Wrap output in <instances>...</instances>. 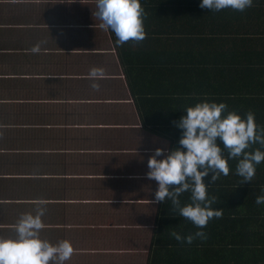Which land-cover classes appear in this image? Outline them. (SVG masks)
Here are the masks:
<instances>
[{"label":"crops","instance_id":"crops-1","mask_svg":"<svg viewBox=\"0 0 264 264\" xmlns=\"http://www.w3.org/2000/svg\"><path fill=\"white\" fill-rule=\"evenodd\" d=\"M166 1L141 0L147 37L117 45L97 0H0V237L15 238L21 216L44 207L40 237L74 246L64 264H264L263 245H239L264 236V211L248 207L264 162L251 181L237 174L239 158L219 183L204 177L211 197L236 192L239 212L215 199L223 215L191 244L171 233L197 227L156 201L158 182L147 176L157 147H182L177 121L189 106L226 102L264 127V17L251 13L262 5L211 11L202 0ZM92 67L105 69L99 90ZM252 184L254 202L243 194Z\"/></svg>","mask_w":264,"mask_h":264},{"label":"clouds","instance_id":"clouds-1","mask_svg":"<svg viewBox=\"0 0 264 264\" xmlns=\"http://www.w3.org/2000/svg\"><path fill=\"white\" fill-rule=\"evenodd\" d=\"M254 0H202L201 7L211 11L233 9L244 11L253 5ZM95 15L103 21L101 27L110 29L116 37V44L123 45L129 40L142 41L147 37L145 28L146 12L141 0H97ZM40 44L31 51L39 53ZM91 87L99 90V79L105 75L103 67H92L89 72ZM183 130L179 140L182 147L167 150L157 147L148 159L147 176L158 182L155 199L170 201L179 214L189 219L196 227L195 233L187 236L172 232L181 242L191 244L195 239H207L204 228L209 221L223 215L222 208L213 207L215 197L209 196L204 177L213 173L212 181L220 174L230 173L229 159H238L236 172L251 181L256 167L264 162V150L256 148L246 151L259 142L264 146V127L257 125L255 115L246 116L229 111L226 102L203 101L185 110V115L177 121ZM186 149V150H185ZM227 150L228 156H225ZM162 157V158H161ZM191 192L190 203L182 204L181 196ZM257 205H264V194L256 198ZM46 208L40 207L36 214L26 213L15 226V238L0 237V264H64L75 249L69 240L53 244L40 237L44 227L42 217Z\"/></svg>","mask_w":264,"mask_h":264},{"label":"trees","instance_id":"trees-1","mask_svg":"<svg viewBox=\"0 0 264 264\" xmlns=\"http://www.w3.org/2000/svg\"><path fill=\"white\" fill-rule=\"evenodd\" d=\"M164 1H165L164 6H166L168 4V2L166 0H164ZM182 1L183 0H175L174 3L177 4L179 7L185 6V1H183V2ZM258 2H260V4L262 6L264 5V0H260ZM262 6H260V8H253L251 10V13L252 14H259V16H261L263 18L264 17V7H262ZM180 15H181L182 18H186L184 12H180ZM225 15H227V14H225ZM182 31H184L185 33H189L187 30H180L179 32H182ZM251 33H252V30H250V29L248 30V32H246V34H251ZM262 176L263 177L261 179H263V180H260L259 181L260 184H257L258 191H259L260 195L264 194V174H262ZM217 183H219V181H217V180H215L214 182L212 181V184H217ZM222 184H237V183H236V181H225V183H222ZM253 185L254 184L248 186V189L243 192V194L248 195V198L251 199V202H254L253 199H252V191H254L255 185H254V188H253ZM237 195L238 194L236 192H233V191H230V190H226V189H224V191L212 190V196H215L216 200H218V199L219 200H228V202H230V204L225 206L226 212H230V213L239 212L238 210L233 208L234 207L233 202L236 201L235 197H237ZM242 198H244V196H242ZM240 205L246 207V205L243 204L242 202H241ZM250 206H252L253 209H259V211H262V210L264 211V205H257L256 203H252V204L249 203L248 207H250ZM244 238H245L244 240L243 239L239 240V241H242V242H240L241 244H239V245L245 246L244 249L248 248L247 251H250L251 253H254V251H255V248L253 249L251 247L258 246L259 244L264 246V236H262V235L260 237V241H259V236H249V237L245 236ZM234 241L229 239L228 243L229 244H231V243L233 244ZM249 246H251V247H249ZM239 255H240V258H241L242 251H241V253Z\"/></svg>","mask_w":264,"mask_h":264}]
</instances>
